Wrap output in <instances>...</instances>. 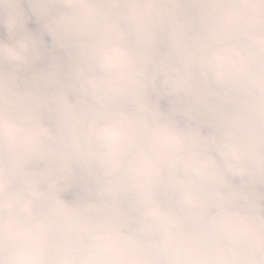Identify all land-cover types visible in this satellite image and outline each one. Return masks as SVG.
<instances>
[{"label":"clouds","instance_id":"9594fccd","mask_svg":"<svg viewBox=\"0 0 264 264\" xmlns=\"http://www.w3.org/2000/svg\"><path fill=\"white\" fill-rule=\"evenodd\" d=\"M0 264H264V0H0Z\"/></svg>","mask_w":264,"mask_h":264}]
</instances>
